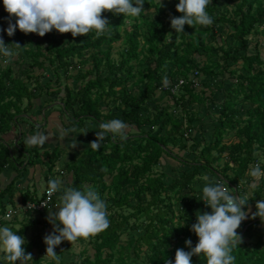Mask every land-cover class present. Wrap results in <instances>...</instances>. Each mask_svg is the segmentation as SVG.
Returning a JSON list of instances; mask_svg holds the SVG:
<instances>
[{
    "label": "trees",
    "instance_id": "1",
    "mask_svg": "<svg viewBox=\"0 0 264 264\" xmlns=\"http://www.w3.org/2000/svg\"><path fill=\"white\" fill-rule=\"evenodd\" d=\"M170 1L145 0L144 9L154 8L158 16L151 20L142 18L140 23V17L103 12L102 16L109 21V31L98 38L95 31L76 37L65 33V40L46 33L44 45L36 41L33 49L22 46L20 50L30 57L28 67L51 73L46 82H40L45 76L40 72L34 77L26 74L23 79L11 75L10 65L0 68V173L7 165L18 170L29 155L21 147H15L17 154L13 155L11 142L2 136L17 125L19 116L29 108V105L22 106L23 99L29 102L32 97L43 94L52 80L59 85L62 76L71 78L70 84L63 85L58 104L67 120L63 126L65 131L81 129L96 136L99 123L112 119H120L134 128L133 132H126V139L109 133L98 151L86 146L63 164L71 174L69 187L80 190L91 187L101 199L106 195L110 201L107 203L110 226L90 237L87 244L92 248L91 253L83 249L71 264H165L166 260L174 264L176 250L189 251L185 241L191 239L194 247L199 239L191 231L197 216L186 208L174 207L182 191L198 177L199 170H207L216 181L219 179L229 189L239 190L243 197L240 181L250 165L259 159L258 155L264 156V59L258 53L257 44L251 47L249 40L255 28L264 25V0H211L206 11L212 16L213 24L194 27L186 24L181 33L171 27L170 19L182 15L176 10L179 0H172L167 7L166 11L171 13L168 19H160V13ZM15 19L4 7L0 10V24L8 25L7 20L14 24ZM16 31L23 34L18 27ZM121 39L126 48L113 61L111 44ZM202 53L215 54L217 58L207 57L200 64L198 55ZM140 55L138 63L143 62L145 66L127 84L135 74L133 63ZM194 71L211 75L219 84L222 97L217 102L210 98L216 106L211 107L216 115L208 117L210 133L193 138L195 152L188 151L181 157L172 152L170 145L185 148L183 135L189 134L196 123L199 127L203 122L198 113L182 118L172 112L171 106L186 94L187 102L208 99L198 95L188 79ZM224 72L228 73L227 77ZM219 74L221 77L217 78ZM178 77L187 81L173 93L169 87ZM32 78L35 84L29 87L26 80ZM200 85H209L208 78L203 76ZM156 90L170 100L160 103L158 99L162 95L157 96ZM59 91L58 88L51 93ZM112 102L115 110L110 108ZM239 103L246 104L245 108L235 107ZM206 107L209 108L207 102ZM230 132L232 137L226 138ZM35 147L32 148L34 157L25 160L31 164L43 163L50 171L58 156L57 148L43 150L41 155L45 160H41ZM163 154L174 155L183 165L169 181L165 180L164 171L155 169ZM259 165L264 169V160ZM256 184L248 201H253L262 190L261 180ZM13 191L12 180L0 188V213L5 214L7 205L13 203ZM37 198L28 189L20 191L21 203ZM259 219H245L240 229L244 227L245 232L253 220L260 222ZM27 224L23 223L19 229L10 228L22 236ZM130 231L133 233L125 235ZM22 247L26 254H32L29 264H53L51 260L42 262L38 253L33 254V243L25 242ZM232 255L236 258L235 264H264V231L252 242L240 243ZM0 264L6 261L2 258ZM191 264H207V261L203 254L193 255Z\"/></svg>",
    "mask_w": 264,
    "mask_h": 264
},
{
    "label": "clouds",
    "instance_id": "2",
    "mask_svg": "<svg viewBox=\"0 0 264 264\" xmlns=\"http://www.w3.org/2000/svg\"><path fill=\"white\" fill-rule=\"evenodd\" d=\"M145 0H3V5L9 16H14L15 23L9 21L5 30L8 36H13L17 27L25 34L36 33L44 36L53 29L59 33H71L73 37L87 35L95 31L96 37L109 31V21L102 16L105 11L124 16L139 17L145 10ZM211 0H179L176 10L182 15L171 17V27L176 33L184 32L187 24L211 26L213 18L206 11ZM9 47L0 37V55L10 61L18 55L16 50L21 49L19 43H12ZM96 139L90 143L94 151L101 147V141L110 133L114 137L127 138L128 125L120 119H112L99 123ZM75 131V129H71ZM49 139L44 133H37L27 137L24 144L27 146H43ZM75 145H73L74 147ZM252 188L256 182L264 178V169L259 164L250 168ZM203 179L207 182L202 189V198L211 212H203L197 215L196 222L191 225L198 239L192 247L191 239L185 244L190 249L185 251L178 248L175 252L174 264H191L193 255H204L207 264H235L233 249L241 242L242 237L237 232L242 221L248 218L243 206L248 203L247 196L234 195L224 183L212 182L208 176ZM61 192L58 211L49 212V222L53 224V232L44 237L47 245L46 256L60 264V257L54 250L62 241L67 240L71 244L79 238L85 240L105 231L110 226L107 204L101 199L99 193L86 186L83 190L73 187H63L60 179H49L47 194L49 198L53 194ZM45 206V205H44ZM46 207V206H45ZM257 211L252 213V218L260 217L264 221V200L257 201ZM57 221L59 224H57ZM62 225V227H61ZM25 239L14 232L8 226L0 227V253L6 264H29L32 254L25 253ZM165 264H173L166 260Z\"/></svg>",
    "mask_w": 264,
    "mask_h": 264
},
{
    "label": "rangeland",
    "instance_id": "3",
    "mask_svg": "<svg viewBox=\"0 0 264 264\" xmlns=\"http://www.w3.org/2000/svg\"><path fill=\"white\" fill-rule=\"evenodd\" d=\"M172 4V0L164 6L163 11L160 13V19L162 21H165L168 19L171 13H168L167 7ZM4 7L3 0L0 3V10ZM170 12V11H169ZM158 16V12L154 8H147L145 9L141 15L139 16V23L142 22V18L151 20L156 19L155 17ZM9 21L7 20V24L1 23L0 24V37L3 38L5 44H9V47H14L12 43H19L21 46H23L26 49L34 48L35 42L37 41L41 45H44L46 42L45 35L40 36L36 33H28V34H20L17 31H15V34L13 36H8L7 32L5 31L7 27L9 26ZM13 23V22H12ZM15 23V22H14ZM118 30H122V27H118ZM51 36H59L61 40H65V33L61 34L57 30L53 29L51 32H49ZM123 34V33H122ZM228 42H233L232 39H228ZM249 40L251 42V47L255 43L257 44V49L259 55L264 59V25L257 26L255 30L250 34ZM106 45H103V48H105ZM250 47V48H251ZM126 48V45L123 43V39L115 41L111 44L110 47V58L113 61H116L119 59L120 53L124 52ZM18 52V55L14 56L10 61L6 62L7 58L0 55V68L4 67L6 65L11 66V75H17L20 76L23 79H26L25 75H32L34 77L36 74L43 73L45 76L40 78V82H46V80L51 76L50 72H44L41 71V69H38L37 67H28L27 64L29 62V55L23 53L20 49L16 50ZM197 56V55H195ZM207 57H210V59L214 60L217 58V55L211 54L207 55L202 53L198 55V59L200 60V64L202 61H205ZM141 55L138 57V60L134 62V60L131 61L133 63V71H135V74L133 77H131L127 84H129L131 81H134L137 77V71L139 69H142L145 66V63L140 62ZM138 63V64H137ZM216 68L214 67V70ZM124 75V73H122ZM205 76L208 78L209 85H200V79ZM228 73L224 72V77H227ZM221 74L217 76V78H220ZM227 79V78H226ZM197 80L199 84L195 87V91L198 93V95L205 96V99L203 102H197V101H191L187 102V94L184 95L183 99L177 103L173 104L171 106V110L173 113H176L182 118H184L185 115L189 116L191 114L198 113L201 121L203 122L202 125L198 127V125H194L191 130L188 132L189 134H184L183 136L186 138V147L180 148L179 146H171L170 148L172 152L177 156H186V153L188 151L195 152L192 150L193 146V138H200V136L207 135L210 133V126L207 123L208 117L215 116L216 113H213L212 108H216L215 102L220 100L221 96V90L219 89V84L216 81H213V77L211 75H203V73L197 74ZM27 84L29 87H33L35 84V80L33 78L31 80L27 79ZM71 78H63L60 77V84L57 85L56 82L53 80L49 83V87H47V91L43 94L36 95L30 99L29 102H27L26 99H23L22 106L29 105V108L24 112L21 116H19L17 125L12 126V128L4 133L2 136L6 141L11 142V152L13 155L17 154L16 148L21 147L22 150H26L29 155H27V158H33L35 153H33V146H27L24 144V141L27 137L31 135H35L37 133H44L45 135L49 136L48 141L43 146H36V155L41 160H45V158L42 157L41 153L43 150H51L53 148H57L56 151H58V156L56 159H54V165L50 171L47 170L46 165L43 163H27L28 160L24 159V162L18 170L12 168L11 166L7 165L2 172L0 173V188L4 187L10 180L13 182L14 191L12 194V201L13 203L10 205H7L6 210L8 208H20V191L28 189L31 194H34L36 196H39L41 190H43L46 182L49 181V179H60L63 181V187H69L71 185V174L63 168V164L70 158H72L75 154H77L82 148L86 146H90V143L96 139V136L89 134L88 132L81 130V129H75V131L67 130L65 131L63 129L64 124L67 122L65 113L60 112L59 108V102H60V96H62V88L64 84H70ZM60 89L59 93H51L54 89ZM225 88V86L223 87ZM135 89V88H134ZM157 96L162 95L158 99L160 103H164L167 100H170L167 95H164L160 90H156ZM220 95V96H219ZM210 98H213L216 100L215 102L211 101ZM206 102L209 105V108L206 107ZM246 104H236L235 107H244ZM212 107V108H211ZM110 108L112 110H115L114 103H110ZM201 123V122H200ZM199 123V124H200ZM134 131L133 127H128L126 129L127 133H131ZM197 135V136H196ZM232 132L230 134L226 135V138L232 137ZM73 145H75L73 147ZM16 147V148H15ZM199 147H197L196 150H198ZM187 158V157H186ZM258 160L255 163H261L264 160V156L258 155ZM250 165L248 170L246 171L245 175L243 176L240 183L243 185L244 189V196H250L251 193L254 190L251 187V184L253 183L252 177L249 175L250 168L254 167L256 164ZM218 164H221V160L218 161ZM183 167L181 163H179V160L174 155H168L163 154L160 159V164L155 166L156 170H162L165 172V180L169 181L174 175L178 174L179 170ZM208 176L211 181H214V175H212L210 172H208L205 169L199 170V175L194 179L192 184L187 187L186 190L182 191L180 194V198H178L175 202V209L179 207L180 210H188L194 215H199L203 212H211L210 206H203L201 207V201L199 200V194L202 192V189H200L198 184L200 183V180H204V176ZM261 180V188L262 190L260 193L255 197L254 201H260L264 200V178L259 179L256 183H258ZM205 181V180H204ZM226 186V185H225ZM227 187V186H226ZM230 191V189H229ZM239 195V190L237 191ZM61 195V192H57L55 196V203L51 204L49 207H46L42 209L40 212L31 211L26 212L25 210L18 209L12 216L10 217H4L3 213H0V227L2 226H13L16 229H19L22 227V224L26 222L27 228L25 229L24 233L22 234V237H24L25 242H31L33 243L32 252L33 254H39L42 258L41 261L45 262V260H51L49 257L46 256V248L47 245L44 243V237L47 234H50L53 232V224L49 222L48 216L49 212H56L58 211V208L56 205L59 204V196ZM7 195L4 196L6 198ZM106 204L110 201L104 195V199ZM205 203V202H204ZM252 224L245 232L240 229V227L237 229V232L242 237V242H252L253 239H255L256 235L259 232L264 231V225L263 224ZM62 227V225H61ZM133 232H127L125 235H130ZM123 235V236H125ZM87 240L83 238H79L75 243L71 244V242L64 240L62 241L58 246H56L55 249H59L60 252L57 253V255L60 257V264H71V262L76 258V255L82 251L83 249H86L88 253H91L92 248L87 244ZM3 258V254L0 253V259ZM4 260V259H3ZM5 261V260H4ZM53 264H56L54 260H51ZM17 264L19 262L17 261Z\"/></svg>",
    "mask_w": 264,
    "mask_h": 264
},
{
    "label": "built area",
    "instance_id": "4",
    "mask_svg": "<svg viewBox=\"0 0 264 264\" xmlns=\"http://www.w3.org/2000/svg\"><path fill=\"white\" fill-rule=\"evenodd\" d=\"M197 72L194 71L192 74L189 75L188 79L192 81V85L193 86H197L199 84L197 77H196ZM187 81V78L184 77H178L176 79L175 82H173V84H171V86L169 87L171 92H176L179 88L180 85H182L184 82ZM218 182L222 183L219 179H217ZM47 186L48 183L45 184L43 190H41L37 200H26L23 203H20V208L18 209H22V210H33V211H37V210H42L46 207H49L51 204L55 203V201H52L53 198H55L56 194H53L51 196V198H49L48 194H47ZM230 192H232L234 195L238 196V192L235 188L230 189ZM46 207H45V206ZM18 209L16 208H8L4 214V217H10L12 216Z\"/></svg>",
    "mask_w": 264,
    "mask_h": 264
},
{
    "label": "crops",
    "instance_id": "5",
    "mask_svg": "<svg viewBox=\"0 0 264 264\" xmlns=\"http://www.w3.org/2000/svg\"><path fill=\"white\" fill-rule=\"evenodd\" d=\"M215 178V177H214ZM212 182H217L216 181V178H215V180L214 181H212ZM207 182L206 181H204V180H200V183L198 184L199 186V188L200 189H203V187L205 186V184H206ZM228 187V186H227ZM200 196H199V200L201 201V207H203V206H206L205 205V203H204V201L203 200H201V198H202V195H203V193L202 192H200V194H199ZM246 196V195H245ZM248 197V196H247ZM256 203L257 202H255L254 200L253 201H248V203H247V206H246V212H247V214H248V218H251L252 217V213L254 212V210H255V208H256ZM207 207V206H206ZM210 208V207H209ZM211 209V208H210ZM247 218V219H248ZM256 218H260V217H256ZM261 220V218L259 219V221ZM256 221V220H255ZM254 220L252 221L253 222V224H256V225H258V223L259 224H263L264 225V221H260V222H255ZM252 224H250V226H251ZM249 226V227H250ZM242 230H245L244 229V227H243V229ZM248 231V230H247Z\"/></svg>",
    "mask_w": 264,
    "mask_h": 264
}]
</instances>
